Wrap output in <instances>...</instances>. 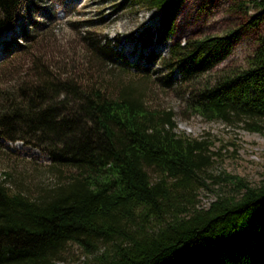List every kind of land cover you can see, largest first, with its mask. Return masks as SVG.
<instances>
[{
  "label": "trees",
  "instance_id": "16d2710c",
  "mask_svg": "<svg viewBox=\"0 0 264 264\" xmlns=\"http://www.w3.org/2000/svg\"><path fill=\"white\" fill-rule=\"evenodd\" d=\"M248 2L258 11L250 23L264 21V0ZM131 3L161 11L156 35L165 41L183 0ZM20 5L0 0V35ZM237 36L171 45L164 82L178 72L192 114L264 134V33L246 68L208 78ZM83 55L82 75L37 62L30 72L0 74V146L47 155L53 178L35 194L0 180V264H60L69 244L83 250L84 264H264V183L208 175L218 192L200 206L207 141L177 133L171 110L147 106L148 77L127 78L106 45L90 40Z\"/></svg>",
  "mask_w": 264,
  "mask_h": 264
},
{
  "label": "rangeland",
  "instance_id": "374dc122",
  "mask_svg": "<svg viewBox=\"0 0 264 264\" xmlns=\"http://www.w3.org/2000/svg\"><path fill=\"white\" fill-rule=\"evenodd\" d=\"M19 1L11 29L0 35V74L30 72L37 62L57 75H82L85 48L90 40L97 41L117 53L113 59L124 67L127 78L138 81L142 74L148 77L144 93L147 106L171 110L177 133L207 141L210 163L205 172L207 186L198 194L200 206L206 207L218 192V184L208 175L226 172L252 186L264 183V134L249 132L241 123L208 121L192 114L186 107L187 88L180 84L178 72H172L167 82L163 78L170 72L167 59L171 45L235 30L238 36L229 55L208 78L217 70L246 68L257 38L264 33V21L250 23L258 13L250 0H183L175 14L173 33L165 41L156 35L161 11L133 5L131 0ZM145 39L147 45L143 44ZM17 46L28 47V51L20 53ZM3 143L0 180H5L6 187L35 194L41 184L53 181L46 168L47 155L21 143ZM61 257L60 264L87 261L76 244H69Z\"/></svg>",
  "mask_w": 264,
  "mask_h": 264
}]
</instances>
